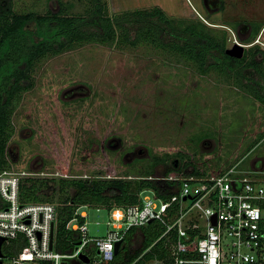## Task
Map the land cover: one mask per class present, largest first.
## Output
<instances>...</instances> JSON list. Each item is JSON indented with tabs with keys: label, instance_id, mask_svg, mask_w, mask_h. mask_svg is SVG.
Returning a JSON list of instances; mask_svg holds the SVG:
<instances>
[{
	"label": "rangeland",
	"instance_id": "rangeland-1",
	"mask_svg": "<svg viewBox=\"0 0 264 264\" xmlns=\"http://www.w3.org/2000/svg\"><path fill=\"white\" fill-rule=\"evenodd\" d=\"M103 2L110 16L161 8L174 21H202L225 32L226 49L235 39L245 50L264 43V0H205L207 9L203 0ZM12 3L18 13L57 11L61 4L66 14L77 16L91 6L88 0ZM116 32L113 45L87 43L36 64L34 87L12 116L7 146L12 171L49 178H145L149 171L147 177L163 178L179 167L176 155H182L191 161L186 171L194 166L218 174L237 165L264 172V106L216 72L202 74L147 42L123 45ZM129 33L133 39L135 31ZM168 36L164 40L172 41ZM166 157L168 162L153 164ZM77 213L86 214L91 237L104 236L107 209L81 206ZM130 242L131 251L138 250L141 233Z\"/></svg>",
	"mask_w": 264,
	"mask_h": 264
},
{
	"label": "trees",
	"instance_id": "trees-1",
	"mask_svg": "<svg viewBox=\"0 0 264 264\" xmlns=\"http://www.w3.org/2000/svg\"><path fill=\"white\" fill-rule=\"evenodd\" d=\"M88 1L91 6L86 9V14L77 16L66 14L61 4L57 11L18 13L12 0H0V171L11 169L7 146L14 133L12 116L22 95L34 87L36 64L87 43L113 45L118 38L116 29L123 45L153 44L202 74L216 72L264 106V50L258 45L247 48L243 57L236 59L225 54V32L210 29L202 21H174L161 8L110 16L103 0ZM129 28L135 31L133 39ZM168 34L172 41L164 40L169 38ZM176 156L181 164L177 169L169 168L167 175L184 173L191 164L185 156ZM169 157L156 158L153 164L168 162ZM191 173L205 174L194 166ZM147 174L145 178L140 175L139 178H23L19 184V197L24 204L56 205L54 248L66 253L80 240L78 232L67 229V224L74 219L78 223L84 222V217L77 213L79 207L109 210L137 205L145 190L163 197L162 187L166 188L167 194H173V182L146 179ZM3 206L0 200V208ZM138 231L142 235L141 246L132 252L130 241ZM163 231L164 226L157 220L129 229L124 246L106 264H149L151 261L172 264L166 241L160 238ZM76 264L94 263L90 258L89 263Z\"/></svg>",
	"mask_w": 264,
	"mask_h": 264
},
{
	"label": "built area",
	"instance_id": "built-area-1",
	"mask_svg": "<svg viewBox=\"0 0 264 264\" xmlns=\"http://www.w3.org/2000/svg\"><path fill=\"white\" fill-rule=\"evenodd\" d=\"M233 42L246 48L236 39ZM257 42L264 50V43ZM41 175L0 171V200L4 204L0 208V264H76L81 262L80 254L94 264H106L115 256L116 242L124 241L129 229L146 226L152 220L164 226L160 238L166 241L172 264H264V172L234 165L218 174L185 171L163 178L146 177L173 182V194H167L164 187L160 189L163 197L145 190L140 204L109 209L104 236L89 235L83 213V223L74 219L67 224V229L80 234V240L66 253L54 248L56 205L20 202V181L49 178Z\"/></svg>",
	"mask_w": 264,
	"mask_h": 264
},
{
	"label": "water",
	"instance_id": "water-1",
	"mask_svg": "<svg viewBox=\"0 0 264 264\" xmlns=\"http://www.w3.org/2000/svg\"><path fill=\"white\" fill-rule=\"evenodd\" d=\"M244 51H245V47L241 46V45H233L232 47L230 48H227L225 50V54L230 56V57H233V58H236V59H240L243 57L244 55ZM151 222V221H150ZM149 222V223H150ZM216 222V218L215 216L213 217V223L215 224ZM51 235H53V225H52V233ZM3 242V239L1 240L0 244ZM124 246V241L120 240L118 242H116L115 246H114V254H118L119 250ZM50 248H52V243L50 244ZM2 255L1 251H0V256ZM79 259L81 262H84V263H89L90 262V258L85 255V254H80L79 255ZM62 264H65V263H62Z\"/></svg>",
	"mask_w": 264,
	"mask_h": 264
},
{
	"label": "flooded vegetation",
	"instance_id": "flooded-vegetation-1",
	"mask_svg": "<svg viewBox=\"0 0 264 264\" xmlns=\"http://www.w3.org/2000/svg\"><path fill=\"white\" fill-rule=\"evenodd\" d=\"M204 1H205V0H203V4L205 5L204 7H206V9H207V4H208V2L205 3ZM207 1H208V0H207ZM213 1H214V0H213ZM215 1H216V0H215ZM218 1L220 2L221 0H218ZM225 36H226V35H225ZM235 44H236V43L233 42V43H232V46L235 45ZM232 46H231V47H232ZM225 50H226V49H225Z\"/></svg>",
	"mask_w": 264,
	"mask_h": 264
}]
</instances>
